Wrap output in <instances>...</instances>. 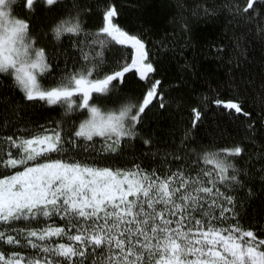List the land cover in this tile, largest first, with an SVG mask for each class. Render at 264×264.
Instances as JSON below:
<instances>
[{
  "label": "snow or ice",
  "instance_id": "obj_1",
  "mask_svg": "<svg viewBox=\"0 0 264 264\" xmlns=\"http://www.w3.org/2000/svg\"><path fill=\"white\" fill-rule=\"evenodd\" d=\"M122 15L118 0H0V264H264V63L247 56L264 0H176L159 39ZM192 17L225 21L211 100L173 96L188 81L158 59L179 52L195 76ZM28 105L57 118L34 123ZM174 105L188 121L158 134ZM210 105L233 134L197 136Z\"/></svg>",
  "mask_w": 264,
  "mask_h": 264
},
{
  "label": "trees",
  "instance_id": "obj_2",
  "mask_svg": "<svg viewBox=\"0 0 264 264\" xmlns=\"http://www.w3.org/2000/svg\"><path fill=\"white\" fill-rule=\"evenodd\" d=\"M185 2L191 8L199 3L200 0H185ZM118 3L121 5L123 13L121 23L130 28L140 31L151 29V35L156 39H159V36L164 35L165 32H173L174 27L169 21L173 15L176 0H118ZM190 27L192 46L184 50V56L194 60L195 76L181 73L180 65L184 64V59L179 52H172L166 49L159 50L158 59L161 61L164 78L170 83L181 75H184V79L188 81V84L183 88H173V96L189 98L194 89L196 93H207L211 100L215 98V95L208 90L209 85L214 87L216 80L223 77V69L218 67V60L212 54L214 49H212L211 45L218 40L224 39L226 35L225 21L223 17H192L190 19ZM247 56L250 68L258 75L260 65L264 63V43L253 37ZM128 87L136 89L139 86L130 83ZM227 95H230L229 91L222 89L221 98ZM248 99L251 103L250 93ZM210 106L214 111L209 112L204 125L198 129L197 136L206 139L217 126L223 130V136L233 134L236 129V121L227 114V110L217 109L215 105ZM23 115L34 123L43 124L45 120L56 119L58 114L52 106L28 105ZM188 116V110L177 112L174 105L169 109L168 113H158L153 117V123L150 126L156 128L158 134L164 135L175 120L183 118L186 123ZM254 208H258V205H254ZM253 215L258 218V213L254 212ZM243 222L247 223L248 221L245 219Z\"/></svg>",
  "mask_w": 264,
  "mask_h": 264
}]
</instances>
